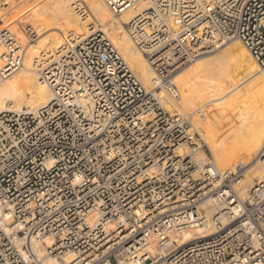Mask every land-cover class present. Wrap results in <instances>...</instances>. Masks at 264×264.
<instances>
[{"label":"built area","instance_id":"obj_1","mask_svg":"<svg viewBox=\"0 0 264 264\" xmlns=\"http://www.w3.org/2000/svg\"><path fill=\"white\" fill-rule=\"evenodd\" d=\"M103 1L118 15L139 0ZM126 31L172 98L174 74L222 39L239 40L264 72V0H148ZM40 77L53 100L0 112V264H42L31 239L47 237L45 253L68 264H264V182L242 200L233 187L244 163L199 167L207 147L189 116L166 111L103 31ZM208 198L213 233L175 246V234L206 224Z\"/></svg>","mask_w":264,"mask_h":264},{"label":"bare ground","instance_id":"obj_2","mask_svg":"<svg viewBox=\"0 0 264 264\" xmlns=\"http://www.w3.org/2000/svg\"><path fill=\"white\" fill-rule=\"evenodd\" d=\"M0 7L4 23L0 30V69L15 55L20 57L18 66L0 77V112L34 110L53 100V90L40 77L43 68L83 37L101 30L107 32L122 59L163 108L183 114L187 107L191 114L197 113L199 128L189 118L211 155L201 151L194 156L199 167L212 160L223 172L233 164L244 163V176L233 187L242 200L247 198L248 188L264 182V160L259 157L264 150V72L239 40L228 43L222 39L216 45L221 48L219 55L200 56L176 73L172 84L178 96L172 98L155 90L157 77L147 60L150 50L136 47L126 31V24L148 8V0H139L117 16L103 0H0ZM11 40L19 48L14 53L7 50ZM179 152L190 150L184 147ZM213 205L211 198L200 204L199 210L208 217L206 224L175 234V246L213 233ZM0 213L8 215L1 204ZM51 241L50 237L40 243L31 239L42 264H68L71 255L59 261L45 253Z\"/></svg>","mask_w":264,"mask_h":264},{"label":"rangeland","instance_id":"obj_3","mask_svg":"<svg viewBox=\"0 0 264 264\" xmlns=\"http://www.w3.org/2000/svg\"><path fill=\"white\" fill-rule=\"evenodd\" d=\"M1 8V7H0ZM1 10L2 9H0V12H1ZM1 14V13H0ZM115 16H117L116 14H114ZM4 23L0 20V30L2 29L1 27H3L2 25H3ZM27 27H29V26H27ZM30 28V27H29ZM107 36H108V34H107V32L105 33ZM32 36H33V34H32ZM109 37V36H108ZM235 40H237V39H229L227 42L228 43H232V42H234ZM244 46V45H243ZM221 48L219 49V48H214V49H212V51L211 52H209V53H205V54H203V55H200V56H214V55H219L220 53H221ZM218 51V52H217ZM214 53V54H213ZM208 54V55H207ZM211 54V55H210ZM213 54V55H212ZM199 56V57H200ZM198 57V58H199ZM195 60H197V58L195 59ZM195 60L193 61V62H191V63H189V64H187V65H185L184 67H182L178 72L180 73L181 71H183V70H185L186 68H188L189 66H191V64H193L194 62H195ZM177 72V73H178ZM134 73V72H133ZM178 73V74H179ZM135 74V73H134ZM176 74V73H175ZM174 74V75H175ZM177 74V75H178ZM177 75L174 77V80H175V78L177 77ZM135 76H136V74H135ZM137 77V76H136ZM138 79V78H137ZM139 82L141 83V81L139 80ZM144 87V86H143ZM163 94H165L164 92H163ZM165 109V108H164ZM186 111H185V108H184V113L183 114H185V115H188L190 118H191V120H192V122L194 123V125H195V127L197 126V128H199V126H198V123H196V118H197V113L195 114L194 113V115H193V113L191 114L190 112H188V111H190L187 107H186ZM166 110V109H165ZM167 111V110H166ZM169 112V111H168ZM181 113L180 111H175V112H170V113ZM187 112V113H186ZM182 114V113H181ZM191 114V115H190ZM206 146V145H205ZM200 153V152H199ZM207 155L209 156V157H211V155H210V151L208 150V148H207ZM234 165V164H233ZM243 172H245V170L243 171ZM244 176V173L242 174V176L241 177H243ZM240 177V178H241ZM256 181H254L253 183H255ZM252 183V184H253ZM249 189V188H248ZM247 192H248V190H247Z\"/></svg>","mask_w":264,"mask_h":264}]
</instances>
